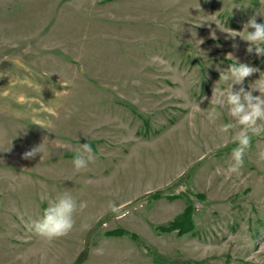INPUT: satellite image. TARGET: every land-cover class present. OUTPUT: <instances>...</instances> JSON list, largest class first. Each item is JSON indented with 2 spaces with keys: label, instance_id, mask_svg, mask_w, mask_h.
I'll list each match as a JSON object with an SVG mask.
<instances>
[{
  "label": "rangeland",
  "instance_id": "1",
  "mask_svg": "<svg viewBox=\"0 0 264 264\" xmlns=\"http://www.w3.org/2000/svg\"><path fill=\"white\" fill-rule=\"evenodd\" d=\"M259 13L264 0H0V264H264V135L231 172L238 128L220 130L226 110L207 119L230 52L259 68L246 84L264 79V56L210 20L239 32ZM43 140L41 160L23 157ZM65 191L86 202L72 230H26L21 213Z\"/></svg>",
  "mask_w": 264,
  "mask_h": 264
},
{
  "label": "clouds",
  "instance_id": "2",
  "mask_svg": "<svg viewBox=\"0 0 264 264\" xmlns=\"http://www.w3.org/2000/svg\"><path fill=\"white\" fill-rule=\"evenodd\" d=\"M210 21H215L220 29L230 34V38L234 39L239 36L250 42L247 46L249 54L255 52L258 56H264V21L258 22L255 15L247 20L243 30L239 32L232 31L233 29L229 27H227L229 30H224L221 27L224 21L218 18L214 17ZM249 29L252 30L249 31ZM233 46L238 47L236 44ZM230 54L231 57H234L233 62L225 71L220 70L219 78L226 87L216 85L213 88L210 99L212 106L207 110V119L209 122L214 123L224 114L225 110L232 117L231 121L221 125L220 130L228 131L229 129L238 128L232 137L235 147L231 151L232 163L229 165V171L238 172L244 164L246 151L251 147L252 137L264 135V79L258 78L254 82L249 81L246 84V78L259 72V68L241 62L231 52ZM204 99L206 97H202L199 101L202 102ZM198 104L200 105L199 102ZM47 151L48 145L43 140L26 150L22 155L28 159L41 154V160ZM94 159L91 145L88 142L81 144V150L73 157L75 170L86 169ZM258 159L264 161V150L259 152ZM40 199L42 201L46 200L47 206L43 208L39 218L29 217L27 220H23L24 214L21 213V219L26 230L48 240L68 234L75 224L74 213L78 208L83 209L86 206V202L79 201L69 191L62 192L55 197L42 194ZM95 251L101 255L104 253L102 247H97Z\"/></svg>",
  "mask_w": 264,
  "mask_h": 264
},
{
  "label": "trees",
  "instance_id": "3",
  "mask_svg": "<svg viewBox=\"0 0 264 264\" xmlns=\"http://www.w3.org/2000/svg\"><path fill=\"white\" fill-rule=\"evenodd\" d=\"M157 195H160V194L158 193ZM163 230L167 231V228H163ZM186 232H187V230L182 231L181 233L184 234ZM114 234H116V235H123L124 234V231H120V232L117 231V232H114ZM125 234L127 235V232H125Z\"/></svg>",
  "mask_w": 264,
  "mask_h": 264
}]
</instances>
